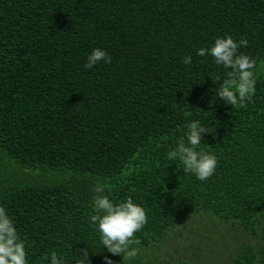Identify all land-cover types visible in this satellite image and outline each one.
<instances>
[{
  "label": "trees",
  "instance_id": "16d2710c",
  "mask_svg": "<svg viewBox=\"0 0 264 264\" xmlns=\"http://www.w3.org/2000/svg\"><path fill=\"white\" fill-rule=\"evenodd\" d=\"M225 34L257 61L241 108L209 105L230 69L196 54ZM94 47L112 62L84 68ZM197 117L214 126L206 180L165 158ZM97 179L146 209L134 258L88 223ZM0 204L29 264L84 248L89 264H264V0H0Z\"/></svg>",
  "mask_w": 264,
  "mask_h": 264
},
{
  "label": "clouds",
  "instance_id": "9594fccd",
  "mask_svg": "<svg viewBox=\"0 0 264 264\" xmlns=\"http://www.w3.org/2000/svg\"><path fill=\"white\" fill-rule=\"evenodd\" d=\"M249 43L247 37L235 40L232 35L217 36L210 47L201 46L196 49L199 56H211L215 65L230 69L223 76L217 74L215 82V98L209 101L211 106L217 99L232 108L246 106L256 92L257 78L255 66L257 61L249 54L239 51ZM111 63L112 56L101 47H94L86 56L83 67L91 69L100 61ZM186 65L192 63V55L182 58ZM201 110V109H200ZM202 111V110H201ZM211 112V108L209 110ZM207 111V112H209ZM206 112V111H202ZM214 126L201 117L187 120L182 126V135L165 153L168 161H178L183 173L194 175L198 180H206L216 171L217 155L213 151L200 148L205 134L212 133ZM181 128V126H178ZM93 211L87 217L90 226L94 227L99 243L113 254L126 258H134L139 254V239L135 233L147 223L145 207L137 203L132 196L119 201L106 194L107 186L97 179L93 186ZM47 264H89L88 248L80 249L79 254L71 255V259L63 253L51 250L45 254ZM112 264L109 257H105ZM0 264H29L26 253V242L21 238L13 217L7 208L0 204Z\"/></svg>",
  "mask_w": 264,
  "mask_h": 264
}]
</instances>
